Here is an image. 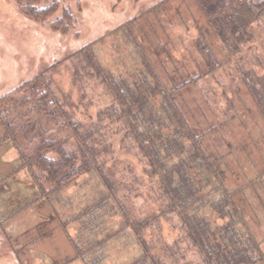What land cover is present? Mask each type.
I'll return each instance as SVG.
<instances>
[{"label": "rangeland", "instance_id": "obj_1", "mask_svg": "<svg viewBox=\"0 0 264 264\" xmlns=\"http://www.w3.org/2000/svg\"><path fill=\"white\" fill-rule=\"evenodd\" d=\"M53 1L58 10L41 21L28 17L18 0H0V97L50 68L54 90L84 126L96 124L98 113L109 109L101 139L113 151L106 173L117 199L98 206L106 190L94 175L53 191L56 183L37 171L48 193L43 198L29 170H18V151L0 123V264H235L243 256L250 264H264V115L248 88L254 82L264 90V15L252 26V41L232 55L198 0H42L38 6ZM65 8L76 17L68 33L51 27ZM91 44L102 68L141 96L148 112L129 98L122 117L115 95L88 66L80 68L77 80L84 60L71 56ZM149 65L164 92L156 88ZM184 81L188 84L175 92ZM167 93L195 134L209 131L200 145L219 172L206 171L193 140H185L200 190L187 222L167 207L161 184L166 175L151 176L148 157L137 149L140 142L124 141L134 129L148 133L153 122L147 123L148 113L155 123L172 114ZM167 123L165 143L167 131L178 127L173 116ZM194 219L209 233L204 241L217 245L213 254L191 235ZM138 225L140 239L133 230ZM232 237L244 253L239 258ZM72 238L84 258L77 256Z\"/></svg>", "mask_w": 264, "mask_h": 264}, {"label": "trees", "instance_id": "obj_2", "mask_svg": "<svg viewBox=\"0 0 264 264\" xmlns=\"http://www.w3.org/2000/svg\"><path fill=\"white\" fill-rule=\"evenodd\" d=\"M18 1L21 10L28 17L35 20L44 21L48 19L59 8L57 1L45 6H38L42 0ZM198 1L211 26L217 31L220 39L232 55L237 51L239 52L243 44L252 41L254 36L252 26L264 15V0ZM75 21L76 17L72 10L65 8L62 10V16L51 22V27L63 33H68L73 28ZM93 45H88L71 56V59L84 60L82 67L77 69L78 72L75 75L77 80L78 74L81 72L80 68L86 70L85 67L88 66L90 68L89 73L95 72L100 77L102 76L103 83L115 95L116 101L121 107L122 117L127 113L125 106L129 98L133 106L137 103V109L142 106V109L148 112L144 98H142L144 102L141 105L139 102L141 96L135 95L130 87L124 85V82L118 81L112 74L102 68L97 57L93 55ZM214 60V58L209 57L212 66ZM52 67L54 68V66ZM148 69L156 88L164 92L166 87L161 84L160 77L156 74L155 69L151 65L148 66ZM48 70L0 97V123L5 130V139L10 140L18 151L20 158L18 170L27 168L31 178L37 182L43 194L46 189L44 184L40 183V174L37 171L42 173L46 181L56 183L55 188L52 189L53 191L59 189L61 185L79 179L84 175H94L106 190V193L101 195L98 206H104L111 197H114L116 201L117 198L110 182L113 177L106 173L109 162L108 157L113 154V151L111 146L101 139L102 125L107 119L106 114H110V110L100 111L97 115L98 122L96 124L84 126L82 121H77L78 119L74 118L72 110L75 108L69 105L64 96V101L59 98L53 88ZM248 83L252 97L264 115V90H259L254 82ZM187 84L184 81L182 84L175 86L174 91H180ZM150 92L153 95L158 94L154 88H150ZM165 96L169 98V107L172 114L166 112L167 116L155 123L156 120L153 115L148 113L147 123L149 122L147 118L153 119V122L148 124V133L134 129L125 135L124 141L129 137L140 142V145L138 144V147H136L140 153L148 157L151 176L156 177L159 173L166 175L161 184L168 200L167 207L170 212H181L184 221L187 222L189 221L187 211L196 208L200 202V190L197 185L198 181L193 177L194 166L188 158L191 153L188 154L189 152L186 150L185 140H193L191 144L199 154L198 158L203 162L206 171L214 175L219 172L214 168L213 160L203 151L200 145V138L209 131H200L199 134H195L185 112L180 104L175 102V97L172 98L169 93ZM171 116L178 122V127L170 128L167 131L166 136L168 139L165 143L162 127L168 124L167 121L171 120ZM155 124H158L156 128L154 127ZM175 153L177 156L173 155ZM195 158L197 157L195 156ZM115 185L118 187L117 184ZM47 197L48 193L44 194L43 198ZM225 200L226 204L230 203L229 198ZM215 209H219L216 204ZM62 223L64 230L67 229L65 222L62 221ZM189 224H192L189 226L191 235L208 248L203 251L213 254L217 245L214 246L210 241H204L209 233L208 236L204 235L203 221L194 219ZM142 228V225L133 228L139 239L141 238ZM232 240L235 241L234 237H232ZM72 241L76 245L77 256L84 258L85 251L73 238ZM141 243L143 244L144 254L149 258L151 254H149L147 243L144 240H141ZM236 245L237 242L235 241L233 252L239 254V256L235 255L239 258L244 253L239 251ZM243 257L242 259L239 258L235 264L251 263L252 259H243ZM228 264H231L230 261Z\"/></svg>", "mask_w": 264, "mask_h": 264}]
</instances>
